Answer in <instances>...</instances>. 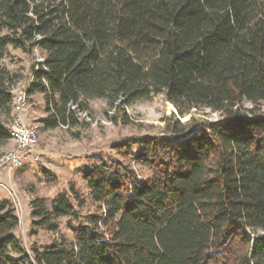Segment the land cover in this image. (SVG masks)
<instances>
[{
	"label": "trees",
	"instance_id": "16d2710c",
	"mask_svg": "<svg viewBox=\"0 0 264 264\" xmlns=\"http://www.w3.org/2000/svg\"><path fill=\"white\" fill-rule=\"evenodd\" d=\"M8 48L42 54L27 94H43L45 128L76 126L94 99L124 115L159 95L181 117L220 118L173 119L168 136L128 138L111 147L116 158L83 166L94 205L84 216L73 188L49 207L33 200L32 228L55 233L72 218V241L28 253L0 201V264H264V0H0V112L10 115L20 76L2 66Z\"/></svg>",
	"mask_w": 264,
	"mask_h": 264
},
{
	"label": "rangeland",
	"instance_id": "374dc122",
	"mask_svg": "<svg viewBox=\"0 0 264 264\" xmlns=\"http://www.w3.org/2000/svg\"><path fill=\"white\" fill-rule=\"evenodd\" d=\"M42 54L34 49L27 55L18 49L8 48L2 66L20 76L17 85L27 87L32 79V72ZM89 114H79L78 124L73 127L59 126L45 128L40 120L47 117V106L44 96L35 93L28 97V108L24 121L36 127L39 141L31 154L24 157L23 164L18 168H0V201L11 204L19 225L15 235L20 239L24 249L29 253L32 247L42 248L54 241L65 239L72 241L70 227L76 226L72 218L57 220L58 230L51 233L45 230H34L31 226V202L43 199L47 207L60 193L69 194L73 188L81 195L86 206L80 210V216L92 212L88 189L80 177L83 166L116 158L111 147L131 137L158 136L166 137L173 127V119L181 123L193 116L195 119L216 121L219 114L208 109H192L189 114L181 117L175 107L167 102L163 95L152 99H140L126 107L125 114L110 109L101 99L89 101ZM241 110H249L252 106L243 102ZM258 114H264V103L255 107ZM111 117V119H110ZM11 114L0 112V123L7 128ZM15 144L11 140L0 142V156L12 150ZM140 179L150 176L147 169L127 161ZM76 206V204H75Z\"/></svg>",
	"mask_w": 264,
	"mask_h": 264
},
{
	"label": "built area",
	"instance_id": "2783aa9c",
	"mask_svg": "<svg viewBox=\"0 0 264 264\" xmlns=\"http://www.w3.org/2000/svg\"><path fill=\"white\" fill-rule=\"evenodd\" d=\"M41 63V62H40ZM28 85L21 88L18 85L12 88L11 118L7 126L9 140L15 146L0 156V168H18L23 164L24 157L31 154L39 141L36 127L26 124L24 114L28 108Z\"/></svg>",
	"mask_w": 264,
	"mask_h": 264
},
{
	"label": "water",
	"instance_id": "95a60500",
	"mask_svg": "<svg viewBox=\"0 0 264 264\" xmlns=\"http://www.w3.org/2000/svg\"><path fill=\"white\" fill-rule=\"evenodd\" d=\"M40 62H43V60H40L39 63H40Z\"/></svg>",
	"mask_w": 264,
	"mask_h": 264
}]
</instances>
